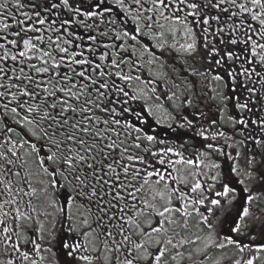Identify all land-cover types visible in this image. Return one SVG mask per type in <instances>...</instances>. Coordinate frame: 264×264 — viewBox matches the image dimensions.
<instances>
[{
    "label": "snow or ice",
    "instance_id": "6c2138e0",
    "mask_svg": "<svg viewBox=\"0 0 264 264\" xmlns=\"http://www.w3.org/2000/svg\"><path fill=\"white\" fill-rule=\"evenodd\" d=\"M0 264H264V0H0Z\"/></svg>",
    "mask_w": 264,
    "mask_h": 264
}]
</instances>
